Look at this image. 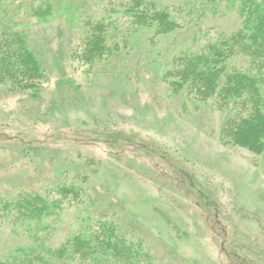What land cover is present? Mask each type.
Returning a JSON list of instances; mask_svg holds the SVG:
<instances>
[{
  "label": "rangeland",
  "instance_id": "obj_1",
  "mask_svg": "<svg viewBox=\"0 0 264 264\" xmlns=\"http://www.w3.org/2000/svg\"><path fill=\"white\" fill-rule=\"evenodd\" d=\"M53 1L56 14L18 26L45 69L44 89L31 97L0 83V198L13 200L17 188L57 197L54 183L73 182L48 220L45 245L113 218L110 239L122 238L114 264H264V136L257 153L222 137L226 108L184 86L174 92L166 76L172 54L237 28L234 4L199 13L206 0H159L183 26L150 38L142 21L118 13L129 0ZM88 17L126 31L117 39L110 25L113 49L92 65L71 55ZM1 218L0 260L28 259L7 252L32 235Z\"/></svg>",
  "mask_w": 264,
  "mask_h": 264
},
{
  "label": "trees",
  "instance_id": "obj_2",
  "mask_svg": "<svg viewBox=\"0 0 264 264\" xmlns=\"http://www.w3.org/2000/svg\"><path fill=\"white\" fill-rule=\"evenodd\" d=\"M15 1L0 0V23L4 22L8 28L2 30L3 33L0 32V83L7 85L12 91L18 90L31 97H38L44 89L43 83L47 80V75L41 61L30 47L27 34L18 26L31 18L41 21L54 14L57 9L55 10L53 0ZM158 1L129 0L132 5H126L118 13L126 14L120 15L122 17L130 13L142 21L152 31L150 38L172 28L182 27L183 23L170 15V11ZM222 1L226 0H206L205 4L201 2L197 12L208 9L207 4L211 6L209 10H215ZM227 2L236 7L240 18L237 28L208 40L199 50L187 48L172 54L167 62L169 67L166 76L170 74L167 80L174 92L184 86L197 101L216 98L218 106L229 112L221 128V136L257 153L261 150L264 136V99L259 85L264 82V0ZM143 3H146L145 7H140L139 4ZM190 14L195 15L191 11ZM92 21L88 17V21L84 23L86 26L82 29L79 48L71 51V55L89 65L100 62L103 54L108 55L113 49L112 45L105 43L108 36L114 35L105 34L110 25L116 30L118 28L117 39L126 34V31L120 29L121 25L117 26L111 21L105 24L102 17ZM238 56L247 58L246 67H238L233 61ZM45 181L49 183L52 180ZM58 181L54 183L59 193L57 197L51 196L49 192L43 194L31 188H17L11 195L13 200L0 198L1 219L8 221L12 230L18 227L22 232L32 235L29 237L32 243L16 246L7 252L17 255L23 250L28 259L18 258L13 261L12 257L9 261L0 260V264H114L121 261V250H117L122 238L116 234L115 240L110 239L116 227L113 218L96 221L95 227L98 229H89V220L85 218L84 223L87 224L75 229L64 243L56 248L45 245L50 216L56 214L54 209L59 208L66 192H71L76 187L73 182L66 183L62 179ZM50 189L52 188L49 187L48 190ZM32 255L38 262L31 259ZM130 257L133 255L129 254Z\"/></svg>",
  "mask_w": 264,
  "mask_h": 264
}]
</instances>
